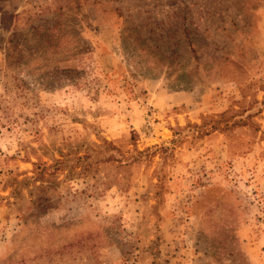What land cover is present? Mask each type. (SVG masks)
<instances>
[{
	"label": "rangeland",
	"instance_id": "rangeland-1",
	"mask_svg": "<svg viewBox=\"0 0 264 264\" xmlns=\"http://www.w3.org/2000/svg\"><path fill=\"white\" fill-rule=\"evenodd\" d=\"M0 264H264V0H0Z\"/></svg>",
	"mask_w": 264,
	"mask_h": 264
},
{
	"label": "trees",
	"instance_id": "trees-1",
	"mask_svg": "<svg viewBox=\"0 0 264 264\" xmlns=\"http://www.w3.org/2000/svg\"><path fill=\"white\" fill-rule=\"evenodd\" d=\"M108 160L109 161H112V162H115V166L116 167H128V166H131V164L135 163L136 162V158H132V160L130 162H127L125 156H124V153H122L117 147H115L113 144H109L108 145ZM111 152V154H109ZM138 154H140L138 152ZM98 163H102V162H98ZM88 167L90 165H87ZM39 169V165L37 164H34V170H35V176H41L42 175V172L41 171H37Z\"/></svg>",
	"mask_w": 264,
	"mask_h": 264
}]
</instances>
